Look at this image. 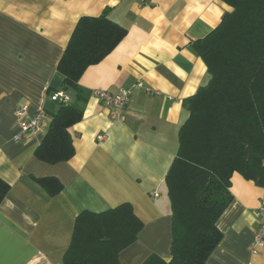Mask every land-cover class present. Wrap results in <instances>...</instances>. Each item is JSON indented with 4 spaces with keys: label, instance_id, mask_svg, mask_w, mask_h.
Listing matches in <instances>:
<instances>
[{
    "label": "crops",
    "instance_id": "0c3cea01",
    "mask_svg": "<svg viewBox=\"0 0 264 264\" xmlns=\"http://www.w3.org/2000/svg\"><path fill=\"white\" fill-rule=\"evenodd\" d=\"M107 17L126 30L118 46L88 67L79 86L88 94L80 122L68 129L74 155L55 165L33 153L60 106L58 61L81 17ZM231 9L220 0H0V179L10 189L0 205V264H63L74 220L128 203L142 222L119 264H142L150 255L169 261L171 212L164 184L188 118L182 102L207 84L203 61L190 49ZM141 84V86H137ZM130 91L117 111L92 96L95 90ZM46 113L43 134L15 141L14 111ZM56 178L50 197L33 178ZM232 201L216 226L222 239L205 264H264V248L250 252L264 206V187L233 173ZM157 194V197L154 195Z\"/></svg>",
    "mask_w": 264,
    "mask_h": 264
},
{
    "label": "trees",
    "instance_id": "16d2710c",
    "mask_svg": "<svg viewBox=\"0 0 264 264\" xmlns=\"http://www.w3.org/2000/svg\"><path fill=\"white\" fill-rule=\"evenodd\" d=\"M231 11L206 37L190 43L209 80L182 106L188 118L178 132V150L164 184L171 212L170 259L150 255L142 264H205L222 239L216 223L232 201L233 173L264 187V0H220ZM108 9L81 17L58 61L62 89L73 100L61 105L34 150L36 160L55 165L74 155L68 129L81 121L84 71L101 62L126 30L110 21ZM48 196L63 185L33 178ZM10 186L0 179V205ZM142 222L128 203L101 213L83 211L75 220L63 264H119L135 243Z\"/></svg>",
    "mask_w": 264,
    "mask_h": 264
},
{
    "label": "built area",
    "instance_id": "2783aa9c",
    "mask_svg": "<svg viewBox=\"0 0 264 264\" xmlns=\"http://www.w3.org/2000/svg\"><path fill=\"white\" fill-rule=\"evenodd\" d=\"M140 6L150 4V0H138ZM137 86H141L138 84ZM92 96L99 100L105 107L114 109L117 111L123 110L129 101L130 91L127 89H119L116 93H110L104 90H95ZM73 100V94L71 91L63 89L57 90L50 96V101L61 105L70 104ZM28 107L26 105L17 108L14 111V117L18 122L19 132L14 137L15 141H21L22 139H35L42 136L44 130V123L46 121V113L43 110H38L33 117H27ZM157 197V194L154 195ZM255 217L257 220V228L253 235L250 252L252 255L258 254V252L264 248V206L261 205L255 211Z\"/></svg>",
    "mask_w": 264,
    "mask_h": 264
}]
</instances>
